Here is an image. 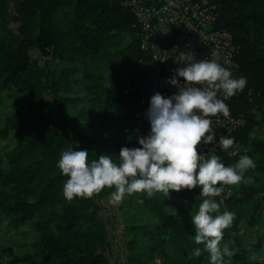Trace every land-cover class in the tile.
Segmentation results:
<instances>
[{
  "label": "trees",
  "instance_id": "16d2710c",
  "mask_svg": "<svg viewBox=\"0 0 264 264\" xmlns=\"http://www.w3.org/2000/svg\"><path fill=\"white\" fill-rule=\"evenodd\" d=\"M127 1L0 0V107L5 98L13 102L0 126V140L10 133L14 139L0 155V229L23 230L30 240L23 254L12 246L0 250V264H109L110 215H103L99 203L107 188L68 201L63 196L67 177L56 163L71 145L87 149L89 160L100 154L118 159L122 146H138L137 136L150 130L136 118L135 97L124 93L126 78L135 84L149 73ZM218 13V25L238 47L236 77H246L247 84L229 101L230 113L245 118L232 136L244 149L235 156L217 155L226 166L242 155L256 163L245 172L247 182L227 186L231 194L222 208L236 215L221 245L233 253L225 264H264L249 257L250 249L262 247L264 234L250 249L238 235L242 224L260 223L264 208V141L249 137L258 117L264 118V0H218ZM103 97L101 119L91 134L84 133L78 117L69 116L76 103L93 104ZM200 191L198 186L177 192L173 213L160 198L165 194L143 197L146 213L158 224L137 231L149 242V259L160 263L143 257L138 238L128 241L124 264H209L207 251L193 240L189 214L203 200ZM196 247L202 249L199 257L190 255Z\"/></svg>",
  "mask_w": 264,
  "mask_h": 264
},
{
  "label": "clouds",
  "instance_id": "9594fccd",
  "mask_svg": "<svg viewBox=\"0 0 264 264\" xmlns=\"http://www.w3.org/2000/svg\"><path fill=\"white\" fill-rule=\"evenodd\" d=\"M175 71L169 83L177 86L178 92L168 96L156 92L151 96L145 113L150 130L137 136L138 146H122L115 160L109 154L89 160V151L78 146L62 151L56 167L67 177L63 196L68 201L90 198L107 188L112 189L110 203L116 204L134 193L152 196L160 192L169 197L170 190L199 186L200 195L206 198L191 213L193 240L203 245L209 264H225L224 258L233 253L221 241L236 214L227 209L221 212L222 201L215 197L225 185L247 182L250 178L245 172L254 169L256 163L242 155L235 164L226 166L213 149L205 156L198 153L197 146L203 143L221 150L233 146L235 138L231 136L221 135L217 141L212 117L230 116L225 100L241 92L247 78L234 77L230 68L212 59L194 60ZM178 78H183L182 82ZM201 254L200 247L190 253L193 257Z\"/></svg>",
  "mask_w": 264,
  "mask_h": 264
},
{
  "label": "built area",
  "instance_id": "2783aa9c",
  "mask_svg": "<svg viewBox=\"0 0 264 264\" xmlns=\"http://www.w3.org/2000/svg\"><path fill=\"white\" fill-rule=\"evenodd\" d=\"M137 29L134 37L138 40L139 49L148 57L149 73L138 83H131L126 78L125 94L135 97L140 124L150 129L145 113L150 98L156 92L165 96L178 92V87L169 83L170 77L176 76V69L185 67L188 62L212 59L230 68L236 77L238 47L231 34L218 25V0H128ZM181 82L183 78H178ZM223 99L222 93L219 94ZM230 98L225 100L229 106ZM217 141L221 135L233 136L244 127L245 118L229 117L222 114L212 117ZM198 153L205 156L225 153L235 156L244 148L240 142H234L227 150L215 145L197 146ZM224 186L219 201L229 197L231 189ZM221 195V194H220Z\"/></svg>",
  "mask_w": 264,
  "mask_h": 264
},
{
  "label": "rangeland",
  "instance_id": "374dc122",
  "mask_svg": "<svg viewBox=\"0 0 264 264\" xmlns=\"http://www.w3.org/2000/svg\"><path fill=\"white\" fill-rule=\"evenodd\" d=\"M128 38H125V42H128ZM35 57L36 54H33ZM12 101L7 100L5 98L4 103L0 107V126L4 125V120L6 116L11 113ZM106 103V99L103 97L101 100L93 104H88L86 102H78L76 112L72 113L70 117H78V123L80 121L84 133L91 134L95 125L99 122L102 117L104 104ZM22 107L26 105L21 103ZM249 137L252 140L264 141V118L262 116L258 117V124L250 133ZM14 144V139L12 133L6 139L0 140V155H2L6 150L10 149ZM184 190V189H183ZM112 189H107V196L101 200H99L100 205L103 206L104 211L103 215H110V225L109 229L111 230V240H110V248L107 251V256L109 260V264H124L126 253H128L127 243L133 239H140L139 248L142 250L143 257L152 263H160V259L156 258L154 260L149 259V253L147 252V248L149 246V242L141 239L138 231L141 230L138 228H153L158 224L157 220H155L151 215L146 213L145 208L142 204V198L148 196L146 193L144 194H131L126 195L125 198L116 204L110 203L109 193ZM176 191L170 190L169 197L163 195L160 198L165 201V209L169 213H173L174 206V195ZM153 196V195H152ZM150 196V197H152ZM219 197H222V193L220 196L215 197L216 200L219 201ZM202 199L206 198L201 196ZM220 211L223 212L222 204L220 207ZM191 213L190 210V218ZM258 219L260 223H257L253 227H248L246 224H242L239 227V237L241 241V245L250 249V245L256 243L263 234H264V208L258 214ZM5 230L0 229V250L6 248L7 246H12L18 254L25 253L26 249L29 247L27 244L28 236L22 234L23 230L15 233L12 230H7L5 226H3ZM138 230V231H137ZM137 232V233H135ZM27 239V240H26ZM249 257L251 259L264 260V243H262V247L259 251L254 252L250 249ZM7 256L3 255V260H6Z\"/></svg>",
  "mask_w": 264,
  "mask_h": 264
}]
</instances>
